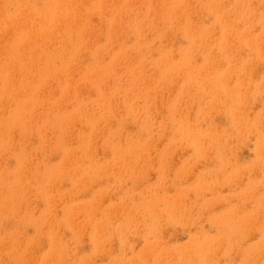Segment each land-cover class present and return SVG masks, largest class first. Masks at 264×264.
<instances>
[{
    "label": "rangeland",
    "instance_id": "1",
    "mask_svg": "<svg viewBox=\"0 0 264 264\" xmlns=\"http://www.w3.org/2000/svg\"><path fill=\"white\" fill-rule=\"evenodd\" d=\"M60 1L0 0V264H264V0Z\"/></svg>",
    "mask_w": 264,
    "mask_h": 264
},
{
    "label": "bare ground",
    "instance_id": "2",
    "mask_svg": "<svg viewBox=\"0 0 264 264\" xmlns=\"http://www.w3.org/2000/svg\"><path fill=\"white\" fill-rule=\"evenodd\" d=\"M30 1H31V0H30ZM183 1H184V0H183ZM60 2H61V4H62V3L67 2V1H64V0H63V1H60ZM153 2H154V0H153ZM184 2H185V1H184ZM133 3H134V2H133ZM139 3H142V2H139ZM65 4H66V3H65ZM85 4H86V3H85ZM131 4H132V3H131ZM146 4H147V3H146ZM151 4H153V3H151ZM154 4H155V3H154ZM154 4H153V5H154ZM148 5H149V4H147L146 6H148ZM163 5H164V4H163ZM174 5H175V4H174ZM1 6H2V5H1ZM54 6H55V5H54ZM106 6H107V5H106ZM106 6H105V7H106ZM176 6H177V5H176ZM180 6H181V5H180ZM52 7H53V6H52ZM80 7H81V6H80ZM80 7H79V8H80ZM149 7H150V6H149ZM152 7H153V6H152ZM188 7H189V6H188ZM188 7H187V9H188ZM94 8H95V6H94ZM135 8H136V7H135ZM140 8H141V7H140ZM149 9H150V8H149ZM169 9H170V8H169ZM179 9H180V8H179ZM22 10H23V9H22ZM33 10H34V9H33ZM163 10H164V8H163ZM167 10H168V9H167ZM170 10H172V9H170ZM170 10H169V11H170ZM20 11H21V10H20ZM109 11H110V10H109ZM153 11H154V10H153ZM165 11H166V10H165ZM176 11H178V10H176ZM23 12H24V11H23ZM110 12H111V11H110ZM112 12H113V11H112ZM159 12H160V11H159ZM181 12H182V11H181ZM185 12H186V11H185ZM89 13H90V12H89ZM161 13H164V12H160V14H161ZM179 13H180V11H179ZM179 13H178V14H179ZM110 14H111V13H110ZM140 14H141V13H140ZM31 15H32V14H31ZM40 15H42V14H40ZM56 15H57V14H56ZM162 15H163V14H162ZM175 15H176V14H175ZM180 15H181V13H180ZM180 15H179V16H180ZM182 15H183V14H182ZM46 16H47V15H46ZM169 16H170V15H169ZM185 16H186V15H185ZM100 17H101V16H100ZM154 17H155V16H154ZM154 17H153V18H154ZM158 17H159V16H158ZM164 17H165V16H164ZM176 17H178V16H176ZM123 18H124V17H123ZM151 18H152V17H151ZM182 18H183V17H182ZM155 19H156V18H155ZM170 19H171V18H170ZM187 19H188V18L186 17V20H187ZM197 19H198V18H197ZM134 20H135V19H134ZM137 20H138V18H137ZM159 20H160V19H159ZM176 20H177V19H176ZM2 21H3V20H2ZM43 21H44V18H43ZM80 21H81V20H80ZM169 21H171V20H169ZM172 21H173V20H172ZM127 22H128V21H127ZM175 22H176V21H175ZM154 23H155V22H154ZM162 23H163V22H162ZM162 23L160 22V24H162ZM170 23H171V22H170ZM174 24H175V23H174ZM176 24H177V23H176ZM176 24H175V25H176ZM11 25H12V24H11ZM148 25H149V23H148ZM129 26H130V25H129ZM135 26H136V25H135ZM143 26H144V25H143ZM12 27H13V26H12ZM125 27H126V26H125ZM164 27H165V26H163V28H164ZM179 27H180V26H179ZM121 28H123V27H121ZM144 28H145V27H144ZM158 28H160V27H157V29H158ZM187 28H188V27H187ZM118 29H119V28H118ZM127 29H128V28H127ZM149 29H150V28H149ZM155 29H156V28H155ZM189 29H190V26H189ZM54 30H55V28H54ZM98 30H99V29H98ZM128 30H129V29H128ZM151 30L153 31V29H151ZM159 30H160V29H159ZM172 30H173V29H172ZM96 31H97V29H96ZM129 31H130V30H129ZM152 31H151V33H152ZM117 32H118V31H117ZM126 32H128V31L126 30ZM126 32H125V33H126ZM149 32H150V30H149ZM149 32H148V33H149ZM188 32H189V31H188ZM98 33H99V32H98ZM122 33H123V32H122ZM99 34H100V33H99ZM115 34H116V33H115ZM139 34H140V33H139ZM149 34H150V33H149ZM196 34H197V33H196ZM196 34H195V35H196ZM147 35H148V34H147ZM176 35H177V34H176ZM18 36H19V35H18ZM96 36H97V35H96ZM101 36H102V35H101ZM122 36H123V35H121V38H122ZM144 36H145V35H144ZM189 36H190V35H189ZM199 36H200V35H199ZM197 37H198V35H197ZM119 38H120V37H119ZM123 38H124V37H123ZM83 39H84V38H83ZM89 39H90V38H89ZM95 39H97V38H95ZM116 39H117V38H116ZM227 39H228V36H227ZM14 40H15V39L13 38V41H14ZM118 40H119V39H118ZM137 40H139V39L137 38ZM190 40H191V39H190ZM197 40H198V39H197ZM199 40H200V39H199ZM92 41H93V40H92ZM195 41H196V40H195ZM230 41H231V39H230ZM22 42H23V41H22ZM93 42H94V41H93ZM122 42H124V41H122ZM139 42H140V41H139ZM144 42H145V41H144ZM163 42H164V41H163ZM201 42H202V41H201ZM44 43H45V42H44ZM63 43H65V42H63ZM145 43H146V42H145ZM191 43H193V42H191ZM195 43H196V42H195ZM19 44H20V43H19ZM19 44H17V45H19ZM89 44H90V43H89ZM120 44H121V43H120ZM199 44H200V43H199ZM44 45H45V44H44ZM54 45H55V43H54ZM90 45H92V44H90ZM103 45H104V44H103ZM135 45H136V43H135ZM135 45H134V46H135ZM148 45H149V44H148ZM195 45H196V44H195ZM195 45H194V48L196 47ZM248 45H249V44H248ZM119 46H121V45H119ZM142 46H143V45H142ZM142 46L140 47V48H141V52H142ZM200 46H201V45H200ZM200 46H199V47H200ZM29 47H30V46H29ZM98 47H99V46H98ZM100 47H101V46H100ZM197 47H198V46H197ZM83 48H84V47H83ZM150 48H151V46H150ZM31 49H32V48H31ZM96 49H97V48H96ZM198 49H199V48L194 49V50H197V52H198ZM29 50H30V49H29ZM32 50H33V49H32ZM136 50H139V49H136ZM136 50H135V51H136ZM148 50H149V49H148ZM194 50H191V49H190V51H194ZM199 50H200V49H199ZM89 51H90V50H89ZM159 51H160V50H159ZM18 52H19V51H18ZM56 52H57V50H56ZM86 52H87V51H86ZM86 52H84V54H85ZM108 52H109V50H108ZM118 52H119V51H118ZM138 52H140V51H138ZM144 52H145V51H144ZM186 52H187V51H186ZM188 52H189V51H188ZM188 52H187V53H188ZM194 52H195V51H194ZM197 52H195V53H197ZM23 53H24V52H23ZM62 53H63V52H61V54H62ZM150 53H151V52H149L148 54L150 55ZM172 53H173V52H172ZM19 54L21 55L22 53H19ZM24 54H25V53H24ZM65 54H66V52H65ZM82 54H83V53H82ZM103 54H104V53H103ZM106 54H107V53H106ZM169 54H170V53H169ZM180 54H181V53H180ZM22 55H23V54H22ZM140 55H141V54H140ZM171 55H172V54H171ZM23 56H25V55H23ZM72 56H73V55H72ZM72 56H71V57H72ZM79 56H80V55H79ZM85 56H86V55H85ZM107 56H108V54H107ZM107 56H105V57H107ZM152 56H153V55H152ZM168 56H169V55H168ZM172 56H173V55H172ZM189 56H193V55L190 54ZM46 57H47V56H46ZM46 57H45V58H46ZM101 57H102V56H101ZM105 57H104V58H105ZM137 57H138V56H137ZM165 57H166V56H165ZM165 57H164V58H165ZM181 57H184V56H181ZM187 57H188V56H187ZM102 58H103V57H102ZM162 58H163V57H162ZM164 58H163V59H164ZM174 58H175V57H174ZM19 59H20V57H19ZM21 59H22V58H21ZM26 59H27V58H26ZM62 59H63V58H62ZM66 59H67V58H66ZM79 59H80V58H79ZM79 59H78V60H79ZM105 59H106V58H105ZM159 59H160V58H159ZM169 59H171V57H170ZM12 60H13V59H12ZM24 60H25V59H24ZM43 60H44V59H43ZM76 60H77V59H76ZM160 60H161V59H160ZM182 60H183V59H182ZM182 60H181V62H182ZM184 60H185V59H184ZM186 60H187V59H186ZM190 60H191V59H190ZM190 60H189V61H190ZM193 60H194V59H193ZM193 60H191V61H193ZM60 61H61V60H60ZM62 61H64V60H62ZM191 61H190V62H191ZM70 62H71V61H70ZM81 62H82V61H81ZM114 62H115V61H114ZM119 62H120V61H119ZM163 62H164V61H163ZM171 62H172V61H171ZM71 63H72V62H71ZM79 63H80V62H79ZM79 63H78V64H79ZM115 63H116V62H115ZM115 63H114V65H115ZM179 63H180V62H179ZM193 63H194V62H193ZM24 64H25V63H24ZM26 64H27V63H26ZM39 64H40V63H39ZM65 64H66V63H65ZM142 64H143V63H142ZM191 64H192V63H191ZM31 65H34V64L31 63ZM126 65H127V64H126ZM126 65H125V66H126ZM179 65H180V64H179ZM182 65H183V64H181V66H182ZM187 65L189 66L188 63L185 64V66H187ZM29 66H30V65H29ZM81 66H82V65H81ZM123 66H124V65H123ZM125 66H124V67H125ZM172 66H173V65H172ZM172 66L170 65L169 67H172ZM188 66H187V68L185 67V69H188ZM195 66H196V63H195ZM195 66H193V68H194ZM40 67L42 68V66H40ZM78 67L80 68V65H79ZM94 67H96V66H94ZM128 67H129V66H128ZM155 67H156V66H155ZM163 67H164V66H163ZM176 67H177V66H176ZM183 67H184V65H183ZM202 67H203V66H202ZM202 67H201V68H202ZM207 67H208V66H207ZM32 68H33V67H32ZM50 68H51V67H50ZM75 68H76V67H75ZM199 68H200V67H199ZM204 68H205V66H204ZM38 69H39V68H38ZM52 69H53V67H52ZM59 69H60V68H59ZM106 69H107V68H106ZM165 69H166V68H165ZM189 69H190V68H189ZM189 69H188V70H189ZM42 70H43V68H42ZM47 70H48V69H47ZM49 70H50V69H49ZM81 70H82V69H81ZM100 70H102V67H101ZM119 70H120V69H119ZM124 70H125V69H124ZM170 70H171V69H170ZM173 70H174V68H173ZM179 70H180V69L178 68V71H179ZM193 70H194V69H193ZM196 70H197V68H196ZM2 71H3V70H2V68H1V72H2ZM4 71H5V70H4ZM4 71H3V72H4ZM7 71H8V70H7ZM57 71H58V70H57ZM66 71H67V70H66ZM78 71H79V70H78ZM98 71H99V70H98ZM98 71H97V72H98ZM107 71H108V70H107ZM136 71H137V70H136ZM138 71H139V70H138ZM166 71H167V70H166ZM181 71H182V70H181ZM185 71H186V70H185ZM185 71H184V73H185ZM194 71H195V70H194ZM197 71L200 72V69L197 70ZM203 71H204V69H203ZM23 72H24V71H23ZM26 72H27V71H26ZM43 72H44V71H43ZM51 72H53V71H51ZM80 72H81V71H80ZM80 72H79V73H80ZM99 72H101V71H99ZM99 72H98V73H99ZM126 72H127V71H126ZM170 72H171V71H170ZM36 73H37V72H36ZM46 73H47V72H46ZM49 73H50V72H49ZM60 73H61V72H60ZM63 73H64V72H63ZM77 73H78V72H77ZM77 73H76V74H77ZM79 73H78V74H79ZM95 73H96V72H95ZM98 73H97V74H98ZM121 73H122V72H121ZM163 73H166V72H163ZM174 73H175V71H174ZM174 73H173V74H174ZM176 73H177V72H176ZM178 73L180 74V72H178ZM178 73H177V74H178ZM197 73H198V72H197ZM201 73H202V72H200V75H201ZM205 73H206V72H205ZM19 74H20V73H19ZM19 74H18V77H19ZM21 74H22V73H21ZM44 74H45V73H44ZM54 74H55V72H54ZM89 74H90V73H89ZM97 74H96V75H97ZM111 74H112V73H111ZM135 74H136V73H135ZM135 74H134V75H135ZM173 74H172V75H173ZM177 74H176V75H177ZM179 74H178V75H179ZM182 74H183V72H182ZM188 74H190L189 71H188ZM198 74H199V73H198ZM14 75H15V73H14ZM67 75H68V74H67ZM96 75H95V76H96ZM99 75H100V74H99ZM107 75H108V74H107ZM172 75H171V76H172ZM176 75H175V77H176ZM178 75H177V76H178ZM186 75H187V74H186ZM202 75H204V74H202ZM41 76H42V75H41ZM124 76H125V75H124ZM129 76H130V75H129ZM190 76H192V74H190ZM196 76H197V75H196ZM205 76H206V75H205ZM10 77H11V76H10ZM21 77H23V75H21ZM37 77H38V76H37ZM60 77H61V75H60ZM92 77H94V76H92ZM116 77H117V76H116ZM184 77H185V76H184ZM184 77H183V78H184ZM192 77H193V76H192ZM192 77H191V78H192ZM39 78H40V77H39ZM58 78H59V76H58ZM185 78H186V77H185ZM88 79H89V78H88ZM95 79H96V77H95ZM152 79H153V78H152ZM8 80H9V78H8ZM23 80H24V77H23ZM28 80H29V79H28ZM187 80H188V79H187ZM190 80H191V79H190ZM13 81H14V80H13ZM21 81H22V80H21ZM41 81H42V80H41ZM116 81H117V80H116ZM160 81H161V80H160ZM166 81H167V80H166ZM172 81H173V80H172ZM78 82H79V81H78ZM121 82H122V81H121ZM170 82H171V81H170ZM170 82H168V84H169ZM182 82H183V79H182ZM184 82H185V81H184ZM189 82H190V84H191V81H189ZM109 83H110V82H109ZM193 83H194V82H193ZM53 84H54V83H53ZM97 84H98V83H97ZM107 84H108V83H107ZM114 84H115V83H114ZM117 84H118V83H117ZM206 84H207V83H206ZM88 85H89V84H88ZM93 85H94V84H93ZM98 85H99V84H98ZM121 85H122V84H121ZM187 85H188V84H187ZM36 86H37V85H36ZM96 86H97V85H96ZM110 86H111V85H110ZM117 86H118V85H117ZM166 86L169 87L170 85H169V86L166 85ZM166 86H165V87H166ZM216 86H217V85H216ZM25 87H26V86H24V88H25ZM104 87H105V85H104ZM165 87H163V89H164ZM167 87H166V89H167ZM173 87H174V86H173ZM202 87H204V86L202 85ZM9 88H10V87H9ZM45 88H48V87H45ZM100 88H101V87H100ZM119 88H120V87H119ZM169 88H170V87H169ZM214 88H215V87H214ZM218 88H219V87H218ZM221 88H224V87L221 86ZM76 89H77V88H76ZM209 89H210V88H209ZM71 90H72V89H71ZM216 90H217V87H216ZM216 90H215V91H216ZM222 90H224V89H222ZM117 91H118V88H117ZM140 91H141V90H140ZM208 91H209V90H208ZM212 91H214V90L212 89V90H211V93H212ZM224 91H225V90H224ZM45 92H46V91H45ZM80 92H81V91H80ZM216 92H217V91H216ZM216 92H215V95H216ZM225 92H226V91H225ZM22 93H24V92H22ZM109 93H110V92H109ZM226 93H228V92H226ZM20 94H21V93H20ZM43 94H44V93H43ZM51 94H52V93H51ZM51 94H50V96H51ZM111 94H113V93H111ZM149 94H151V93H149ZM47 95H48V94H47ZM47 95H46V96H47ZM54 95H55V93H54ZM77 95H78V94H77ZM236 95H237V94H236ZM9 96H10V95H9ZM89 96H90V95H89ZM91 96H92V95H91ZM101 96H102V95H101ZM196 96H197V95H196ZM216 96H217V95H216ZM239 96H240V94H239ZM28 97H29V96H28ZM38 97H39V95H38ZM43 97H44V96H43ZM71 97H72V96H71ZM104 97H105V96H104ZM113 97H114V96H113ZM145 97H147V96H145ZM235 97H236V96H235ZM11 98H12V97H10L9 99H11ZM50 98H51V97H50ZM106 98H107V97H106ZM148 98H149V97H148ZM231 98H232V96H231ZM240 98H241V96L239 97V99H240ZM15 99H16V98H15ZM26 99H27V101H28V98H26ZM60 99H61V98H60ZM108 99H109V98H108ZM108 99H107V100H108ZM194 99L196 100V97H194ZM237 99H238V97H237ZM66 100H67V99H66ZM80 100H81V99H80ZM102 100H103V99H102ZM114 100H115V99H114ZM24 101H25V100H24ZM74 101H75V100H74ZM76 101H77V100H76ZM96 101H97V100H96ZM118 101H119V100H118ZM131 101H132V99H131ZM226 101H227V100H226ZM241 101H242V100H241ZM48 102H49V101H48ZM81 102H82V100H81ZM105 102H106V100H105ZM124 102H125V101H124ZM179 102H180V101H179ZM192 102H193V101H192ZM24 103H25V102H24ZM77 103H78V101H77ZM120 103H122V102H120ZM240 103H241V102H240ZM28 104H29V103H28ZM32 104H33V103H32ZM58 104H59V103H58ZM93 104H94V103H93ZM111 104H113V103L111 102ZM71 105H72V103H71ZM73 105H75V104H73ZM40 106H41V104H40ZM53 106H54V105H53ZM66 106H67V105H66ZM111 106H112V105H111ZM114 106H115V105H114ZM125 106H126V105H125ZM234 106H235V107H238V106H236V105H234ZM234 106H233V107H234ZM99 107H100V106H99ZM104 107H105V106H104ZM176 107H177V106H176ZM5 108H6V107H5ZM5 108H3V109H5ZM62 108H63V107H62ZM65 108H66V107H65ZM82 108H84V107H82ZM89 108H90V106H89ZM92 108H93V106H92ZM112 108H113V107H112ZM39 109H40V108H39ZM39 109H38V110H39ZM93 109H94V108H93ZM95 109H96V108H95ZM115 109H116V108H115ZM115 109H114V110H115ZM129 109H130V108H129ZM132 109H133V108H132ZM132 109H131V112H133ZM0 110H1V109H0ZM46 110H47V108L45 109V111H46ZM58 110H59V109H58ZM61 110H62V109H61ZM83 110H84V109H83ZM89 110H91V109H89ZM112 110H113V109H112ZM114 110H113V111H114ZM2 111L5 112V110H2ZM9 111H10V110H9ZM43 111H44V110H43ZM51 111H52V110H51ZM4 112H3V113H4ZM34 112H35V111H34ZM64 112H65V111H64ZM96 112H97V111H96ZM102 112H103V111H102ZM108 112H109V111H108ZM145 112H146V111H145ZM6 113H8V111H7ZM6 113H5V114H6ZM49 113H50V112H49ZM85 113H86V112H85ZM90 113H91V112H90ZM94 113H95V111H94ZM94 113H93V114H94ZM122 113H123V112H122ZM135 113H136V112H135ZM146 113H148V112H146ZM5 114H2V115H5ZM8 114H9V113H8ZM38 114H39V113H38ZM52 114H53V113H52ZM107 114H108V113H107ZM115 114H116V113H115ZM172 114H173V113H172ZM235 114H236V113H235ZM2 115H0V116H2ZM16 115H17V114H16ZM84 115H85V114H84ZM89 115H90V114H89ZM94 115H95V114H94ZM122 115H123V114H122ZM131 115H132V114H131ZM47 116H48V114H47ZM110 116H111V115H110ZM134 116H135V115H134ZM40 117H41V116H40ZM85 117H86V116H85ZM106 117H107V116H106ZM180 117H181V116H180ZM184 117H186V116H184ZM3 118H4V117H3ZM31 118H32V117H31ZM42 118H43V117H42ZM71 118H72V117H71ZM75 118H76V117H75ZM87 118H88V116H87ZM87 118H86V119H87ZM89 118H91V117L89 116ZM136 118H137V117H136ZM44 119H45V118H44ZM46 119H47V118H46ZM73 119H74V118H73ZM80 119H81V118H80ZM100 119H101V118H100ZM103 119H104V118H103ZM0 120H1V119H0ZM39 120H40V118H39ZM39 120H38V121H39ZM181 120H183V118H182ZM36 121H37V120H36ZM94 121H95V120H94ZM177 121H178V120H177ZM177 121H176V122H177ZM20 122H21V121H20ZM63 122H64V121H63ZM147 122H148V121H147ZM185 122H187V121H185ZM185 122H184V123H185ZM3 123H5V121H4ZM68 123H69V122H68ZM81 123H82V122H81ZM148 123H150V122H148ZM179 123H180V122H179ZM184 123H183V124H184ZM9 124H10V123H9ZM35 124H37V123H35ZM84 124H85V123H84ZM14 125H15V123H14ZM17 125H18V124H17ZM82 125H83V124H82ZM147 125H148V124H147ZM11 126H12V125H11ZM44 126H45V125H44ZM44 126H43V127H44ZM53 126H54V125H53ZM103 126H104V125H103ZM14 127H15V126H14ZM25 127L27 128L28 126L25 125ZM38 127L40 128L41 126H38ZM46 127H47V126H46ZM97 127H98V126H97ZM176 127H177V126H176ZM2 128H3V127H2ZM5 128H6V126H5ZM16 128H17V127H16ZM16 128H15V129H16ZM95 128H96V126H95ZM155 128H156V127H155ZM166 128H167V127H166ZM192 128H194V127H192ZM36 129H37V128H36ZM40 129H41V128H40ZM177 129H178V128H177ZM13 130H14V129H13ZM51 130H52V128H51ZM94 130H95V129H94ZM96 130H97V129H96ZM187 130H188V129H187ZM191 130H192V129H191ZM194 130L196 131V128H195ZM198 130H199V129H198ZM1 131H3V130H1ZM15 131H16V130H15ZM53 131H54V130H53ZM100 131H102V130H100ZM119 131H120V130H119ZM182 131H183V130H182ZM195 131H194V132H195ZM200 131H201V129H200ZM207 131H208V130H207ZM6 132H7V131H6ZM12 132H13V131H12ZM36 132H37V131H36ZM50 132H51V131H50ZM68 132H70V131H68ZM80 132H81V131H80ZM80 132H79V133H80ZM96 132H97V131H96ZM187 132H188V131H187ZM194 132H192V137H194V135H193ZM14 133H15V132H14ZM16 133H17V132H16ZM18 133L21 134V132H18ZM28 133H29V132H28ZM77 133H78V132H77ZM81 133H82V132H81ZM90 133H91V132H90ZM100 133H101V132H100ZM2 134H3V133H2ZM45 134H46V133H45ZM48 134H49V131H48ZM48 134H47V135H48ZM97 134H98V133H97ZM97 134L95 133V135H97ZM195 134H196V132H195ZM7 135H8V134H7ZM43 135H44V134H43ZM47 135H46V138H48ZM49 135H50V134H49ZM74 135H75V134H74ZM78 135H79V134H78ZM198 135H199V134H198ZM9 136H10V135H9ZM9 136H8V137H9ZM22 136H23V134H22ZM29 136H30V135H29ZM68 136H69V135H68ZM179 136H182V134L179 135ZM184 136H185V135H184ZM189 136H190V135H189ZM195 136H196V135H195ZM200 136H201V135H200ZM202 136H203V135H202ZM207 136H208V134H207ZM18 137H19V136H18ZM18 137H17V138H18ZM79 137H80V136H79ZM100 137H101V136H100ZM204 137H206V136H204ZM11 138H13V139L15 140V137H12V136H11ZM11 138H10V139H11ZM19 138H20V137H19ZM19 138H18V141H19ZM25 138H26V137H25ZM25 138H24V140H25ZM93 138H94V137H93ZM93 138H92V139H93ZM107 138H110V136H108ZM182 138H183V136H182ZM199 138H200V137H199ZM201 138H203V137H201ZM201 138H200L199 140H201ZM206 138H207V137H206ZM208 138H210V137H208ZM4 139H6L5 136H4ZM13 139H11L12 142H13ZM34 139H35V138H34ZM51 139H52V138H51ZM51 139H50V140H51ZM58 139H59V138H58ZM74 139H75V138H74ZM90 139H91V138H90ZM184 139H185V138H184ZM203 139H204V138H203ZM21 140H23V139H21ZM31 140H32V139H31ZM59 140H60V139H59ZM147 140H148V139H147ZM7 141L9 142V139H7ZM42 141H43V140H42ZM105 141H108V140L106 139ZM110 141H111V140H110ZM203 141H204V140H203ZM207 141H210V140L207 139ZM32 142H33V141H32ZM92 142H93V141H92ZM219 142H220V141H219ZM4 143H5V141H4ZM14 143H15V142H14ZM28 143H29V142H28ZM54 143H55V140H54ZM54 143H53V145H54ZM59 143H61V141H60ZM67 143H68V142H67ZM107 143H108V142H107ZM117 144H118V143H117ZM2 145H4V144H2ZM11 145L14 146L15 144H11ZM11 145L9 144V146H11ZM16 145H17V144H16ZM20 145H21V144H20ZM48 145H49V144H48ZM53 145H52V146H53ZM59 145H60V144H59ZM65 145H66V143H65ZM67 145H68V144H67ZM7 146H8V143L6 142V149H7ZM12 146H11V147H12ZM25 146H26V145H25ZM43 146H44V145H43ZM49 146H50V145H49ZM61 146H62V145H61ZM61 146H60V147H61ZM108 146H110V145H108ZM108 146H107V147H108ZM112 146H113V145H112ZM115 146H116V145H115ZM22 147H24V146H22ZM53 147H54V146H53ZM56 147H57V149H59V148H58V145H56ZM9 148H10V147H9ZM12 148H14V147H12ZM17 148H18V147H17ZM20 148H21V147H20ZM49 148H50V147H49ZM126 148H127V147H126ZM6 149L4 148V150H6ZM10 149H11V148H10ZM14 149H16V148H14ZM60 149H61V148H60ZM60 149H59V150H60ZM88 149H89V148H88ZM117 149H119V148H117ZM1 150H2V153H3V152H4V151H3V148H2ZM7 150H9V149H7ZM7 150H6V151H7ZM21 150H23V149H21ZM121 150H122V149H121ZM11 151H12V150H11ZM106 151H107V150H106ZM117 151H118V150H117ZM129 151H130V150H129ZM7 152H8V151H7ZM22 152H23V151H22ZM22 152H21V153H22ZM28 152H29V151H28ZM58 152H59V151H58ZM98 152H99V151H98ZM126 152H128V151H125V153H126ZM130 152H131V151H130ZM14 153H16V152L14 151ZM17 153H18V152H17ZM70 153H71V152H70ZM122 153H123V151H122ZM131 153H132V152H131ZM3 154H5V152H4ZM23 154H25V153H23ZM35 154H36V153H35ZM114 154H116V153H114ZM123 154H124V153H123ZM0 155H1V154H0ZM5 155H6V154H5ZM12 155H13V154H12ZM12 155H11V156H12ZM15 155L19 156L18 154H15ZM40 155H41V153H40ZM1 156H2V155H1ZM3 156H4V155H3ZM6 156H7V155H6ZM6 156H5V157H6ZM17 156H16V160H17V158H19V157H17ZM20 156H21V155H20ZM127 156H128V155H127ZM81 157H82V155H81ZM3 158H4V157H3ZM45 158H46V157H45ZM45 158H44V160H43L42 162L45 161ZM79 158H80V157H79ZM124 158H125V157H124ZM25 159H26V157H25ZM61 159H62V158H61ZM66 159H67V158H66ZM21 160H22V159H21ZM21 160H20V161H21ZM71 160H72V159H71ZM120 160H121V159H120ZM2 161H3V160H2ZM6 161H7V160H6ZM29 161H30V160H29ZM29 161H27L26 163H29ZM64 161L66 162V160H64ZM75 161H77V160H75ZM69 162H70V161H69ZM71 162L75 163L74 161H71ZM78 162H79V161H78ZM0 163H1V162H0ZM4 163H7V162H4ZM73 163H72V164H73ZM31 164H32V163H31ZM37 164H38V163H37ZM75 164H77V163H75ZM2 165H3V164H2ZM18 165H19V162H18ZM63 165H64V164H62V166H63ZM0 166H1V165H0ZM5 166H6V164H5ZM5 166H4L3 168H5ZM21 166H22V165H21ZM29 166H30V165H29ZM29 166H27V164H26V167H24V163H23V169L25 168L24 170H25L26 172H27L26 168L28 167V169H29ZM32 166H33V164H32ZM75 166H76V165H75ZM75 166H74V167H75ZM13 167H14V166H13ZM36 167H38V166H36ZM36 167L34 166V168H32V169H36ZM60 167H61V166H60ZM66 167H67V166H66ZM66 167L64 166L63 168H66ZM74 167H73V168H74ZM1 168H2V167H1ZM6 168H7V167H6ZM52 168H53V166H52ZM54 168H55V167H54ZM67 168H68V167H67ZM69 168H70V167H69ZM71 168H72V167H71ZM76 168H77V167H76ZM30 169H31V166H30ZM30 169H29V170H30ZM38 169H39V168H38ZM99 169H100V168H99ZM226 169H227V168H226ZM11 170H12V169H11ZM21 170H22V169H21ZM29 170H28V171H29ZM52 170H53V169H52ZM54 170H55V169H54ZM58 170H59V169H58ZM58 170H56V171H58ZM62 170H63V169H62ZM62 170H61V171H62ZM72 170H73V169H72ZM77 170H79V169H77ZM4 171H5V170H4ZM15 171H17V169H16ZM19 171H20V170H19ZM32 171H33V170H31L30 172H32ZM49 171H51V170L49 169ZM49 171H48V172H49ZM65 171H66V173H67V171H69V170H65ZM65 171H64V172H65ZM73 171H74V170H73ZM92 171H94V170H92ZM23 172H24V171H23ZM30 172H28V173H30ZM33 172H34V171H33ZM35 172H36V171H35ZM35 172H34V173H35ZM37 172H39V171L37 170ZM37 172H36V173H37ZM52 172H53V171H52ZM54 172H55V171H54ZM84 172L86 173V171H84ZM4 173H5V172H4ZM7 173H8V174L11 173L10 170H9ZM12 173H14V172H12ZM36 173H35V176L38 175V173H37V174H36ZM59 173H60V170H59ZM68 173H69V172H68ZM68 173H67V174H68ZM74 173H75V172H74ZM88 173H89V171L87 172V174H88ZM57 174H58V173H57ZM57 174H56V175H57ZM77 174H78V173H77ZM79 174H80V173H79ZM92 174H93V172H92ZM5 175H7V174H5ZM20 175H22V174H20ZM30 175H32V174H30ZM51 175H52V174H51ZM51 175H50V176H51ZM64 175H65V173H64ZM3 176H4V175H3ZM8 176H9V175H8ZM24 176H25V174H24ZM26 176H27V175H26ZM32 176H34V175H32ZM35 176H34V177H35ZM57 176H58V175H57ZM69 176H70V175H69ZM71 176H72V175H71ZM93 176H94V175H93ZM22 177H23V176H22ZM34 177H33V178H34ZM59 177H60V176H59ZM87 177H89V175H88ZM102 177H103V176H102ZM217 177H218V176H217ZM0 178H1V177H0ZM5 178H6V177H5ZM5 178H4V179H5ZM8 178H10V177H8ZM19 178H20V177H19ZM23 178H24V177H23ZM28 178H29V176H28ZM66 178H67V177H66ZM71 178H72V177H71ZM2 179H3V178H2ZM4 179H3V180H4ZM34 179H35V178H34ZM36 179H37V178H36ZM31 180H32V179H31ZM31 180H30V182H33V181H31ZM57 180H58V179H57ZM77 180H78V179H77ZM103 180H104V179H103ZM103 180H102V181H103ZM6 181H7V180H6ZM8 181H9V180H8ZM8 181H7V182H8ZM13 181H14V180H13ZM26 181L28 182V180H26ZM26 181H25V182H26ZM63 181H64V180H63ZM75 181H76V180H75ZM2 182H3V181H2ZM2 182H1V183H2ZM22 182H23V181H22ZM44 182H45V181H44ZM53 182H54V181H53ZM74 183H75V182H74ZM11 184H12V183H10V185H11ZM16 184H17V181H16ZM21 184H22V183H21ZM1 185H5V183H4V184H1ZM13 185H14V184H13ZM13 185H12V186H13ZM25 185H26V184H25ZM33 186H34V185H33ZM35 186H36V185H35ZM40 186H41V185H40ZM49 186H50V185H49ZM9 187H10V186H9ZM36 187H37V186H36ZM47 187H48V186H47ZM0 188H1V187H0ZM4 188H5V187H4ZM16 188H17V187H16ZM31 188H32V187H30V189H31ZM206 188H207V186H206ZM32 190H33V189H32ZM3 191H4V190H3ZM22 191H23V190H22ZM25 191H26V190H25ZM41 191H42V190H41ZM18 192H19V191H18ZM30 192H31V191H30ZM76 192H77V191H76ZM23 193H24V192H23ZM4 194H5V193H4ZM12 194H13V193H12ZM19 194H20V193H19ZM73 195H74V194H73ZM1 196H2V195H1ZM6 196H7V195H6ZM11 196H12V195H11ZM43 196H44V194H43ZM12 197H14V195H13ZM16 197H17V196H16ZM16 197H15V199H16ZM2 198L5 199L6 197H3V196H2ZM18 198H19V197H18ZM190 198H191V197H190ZM3 199H2V201H4ZM9 199H10V197H9ZM6 200H7V201H10V200H8L7 198H6ZM6 200H5V204L7 203ZM13 200H14V199H13ZM2 201H0V202H2ZM19 201H20V200H19ZM25 201H26V200H25ZM46 201H47V200H46ZM14 202H15V201H14ZM56 202H57V201H56ZM2 203H3V202H2ZM10 203H11V202H10ZM36 203H37V202H36ZM58 203H59V202H58ZM3 204H4V203H3ZM3 204H2V205H3ZM11 204H13V203H11ZM156 204H157V203H156ZM7 205H8V203H7ZM7 205H5V206H6V209H8V208H7ZM20 205H22V204H20ZM20 205H19V206H20ZM153 205H154V204H153ZM157 205H158V204H157ZM3 206H4V205H3ZM5 206H4V208H2V209H4V211L6 212ZM8 206H10V204H9ZM15 206H16V205H15ZM167 206L169 207L168 204H167ZM0 207H1V204H0ZM168 207H167V208H168ZM14 208H15V207H14ZM153 208H154V207H153ZM167 208H166L165 210H167ZM2 209H1V210H2ZM17 209L19 210V208H17ZM76 209H77V208H76ZM76 209H75V210H76ZM91 209H92V208H91ZM66 210H67V212L69 211V209H66ZM70 210H71V209H70ZM78 210H79V209H78ZM81 210H82V209H81ZM4 211H3V212H4ZM13 211H14V209H13ZM13 211H11V212H13ZM87 211H88V210H87ZM87 211H86V212H87ZM5 212H4V213H5ZM65 212H66V211H65ZM71 212H72V211H71ZM73 212H74V211H73ZM112 212H113V211H112ZM1 213H2V212H1ZM1 213H0V214H1ZM15 213H17L16 210H15L14 214H15ZM74 213H75V212H74ZM82 213H83V212H82ZM91 213H92V212H91ZM167 213L169 214L168 211H167ZM171 213H173V212L170 211V214H171ZM9 214H10V212H9ZM68 214H69V213H68ZM68 214H66L67 216L65 217V220H66V218L69 220V218H68V217H69ZM72 214H73V213H71L70 216H71ZM83 214H84V213H83ZM88 214H89V213H88ZM88 214H86V215H88ZM170 214H169V216L171 217ZM175 214H176V213H175ZM4 215H5V214H4ZM4 215H3V216H4ZM116 215H117V214H116ZM6 216H7V215H6ZM169 216H168V217H169ZM12 217H14L13 214H12ZM15 217H17V216H15ZM24 217H26V216H24ZM40 217H41V216H40ZM44 217H45V216H44ZM78 217H79V216H78ZM87 217H88V216H87ZM3 218H4V217H3ZM28 218H29V217H28ZM42 218H43V217H42ZM76 218H77V217H76ZM83 218H84V215H83ZM22 219H23V218H21V220H17V221H22ZM37 219H38V218H37ZM44 219H45V218H44ZM70 219H73V218H70ZM86 219H87V218H86ZM28 220H29V219H28ZM30 220H31V219H30ZM51 220H52V219H51ZM65 220H64V221H65ZM83 221L85 222V220H83ZM83 221H82V222H83ZM7 222H8V221H7ZM25 222H26V221H25ZM35 222H37V221H35ZM67 222H68V221H67ZM71 222H72V220H71ZM84 222H83L82 224H84ZM43 223H44V222H43ZM86 223H87V222H86ZM22 224H23V223H22ZM34 224H36V223H34ZM80 224H81V223H80ZM82 224H81V225H82ZM87 224H88V223H87ZM87 224H86V225H87ZM39 225H40V224H39ZM41 225H42V223H41ZM86 225H85V227H86ZM88 225H89V224H88ZM68 226H69V225H68ZM96 226H98V224H97ZM37 227H38V226H37ZM41 229H42V228H41ZM95 230H96V229H95ZM95 232H96V231H95ZM43 234H44V233H43ZM56 234H57V233H56ZM6 235H7V234H6ZM22 235H23V234H22ZM54 235H55V234H54ZM63 236H64V235H63ZM4 237H5V235H4ZM4 237L2 238V240H4V241H5V240H9V237H8V238H5V239H4ZM11 237H13V236H11ZM16 238H18V237H16ZM20 238H21V237H20ZM2 240H1V238H0V241H2ZM17 241H18V240H17ZM17 241H16V242H17ZM218 241H219V240H218ZM11 242H12V241H11ZM216 242H217V241H216ZM9 243H10V242H9ZM32 243H33V242H32ZM211 243H212V242H211ZM13 244H14V243H13ZM21 244H22V243H21ZM217 244H218V242L215 243V245H217ZM0 245H1V244H0ZM19 245H20V243H19ZM14 247H15V246H14ZM19 247H20V246H19ZM212 247H213V245H212ZM209 248H210V247H209ZM0 250H1V249H0ZM11 252H12V251H11ZM13 252H14V251H13ZM13 252H12V254H13ZM217 252H218V251H217ZM154 253H155V252H154ZM15 254H16V252H15ZM155 257H156V256H155ZM1 258H2V257H1ZM32 258H33V256H32ZM161 258H162V257H161ZM204 259H205V258H204ZM44 260H45V259H44ZM51 260H52V259H51ZM161 260H162V259H161ZM180 260H181V259H180ZM31 261H32V260H31ZM47 261H48V260H47ZM52 261H53V260H52ZM168 261H169V260H168ZM1 263H2V262H1ZM24 264H25V263H24ZM47 264H48V262H47Z\"/></svg>",
    "mask_w": 264,
    "mask_h": 264
}]
</instances>
